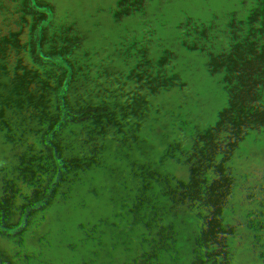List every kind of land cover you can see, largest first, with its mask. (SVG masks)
<instances>
[{
	"label": "rangeland",
	"instance_id": "rangeland-1",
	"mask_svg": "<svg viewBox=\"0 0 264 264\" xmlns=\"http://www.w3.org/2000/svg\"><path fill=\"white\" fill-rule=\"evenodd\" d=\"M234 4L0 0V264H264V16Z\"/></svg>",
	"mask_w": 264,
	"mask_h": 264
},
{
	"label": "clouds",
	"instance_id": "clouds-1",
	"mask_svg": "<svg viewBox=\"0 0 264 264\" xmlns=\"http://www.w3.org/2000/svg\"><path fill=\"white\" fill-rule=\"evenodd\" d=\"M201 71H203V65L201 66ZM261 71H264V68H261ZM208 87L209 84L205 79H203L201 76L195 77L194 80L188 84V90L190 93L188 103L197 107L198 109L200 103L202 101H206L207 99L205 91L208 89ZM237 94L238 98L241 99L242 93L237 92ZM159 95V90L152 87L151 99L153 103L151 104L150 108L159 106L157 103ZM261 106H264V102L259 103L257 107ZM262 110H264V108H262ZM181 115V103L179 101L168 100L166 103V109L163 112L164 123L167 125H175Z\"/></svg>",
	"mask_w": 264,
	"mask_h": 264
},
{
	"label": "crops",
	"instance_id": "crops-1",
	"mask_svg": "<svg viewBox=\"0 0 264 264\" xmlns=\"http://www.w3.org/2000/svg\"><path fill=\"white\" fill-rule=\"evenodd\" d=\"M224 2L226 0H223ZM240 0H233L234 4V10L230 11V25L229 28L231 31H237V33H243L245 29H248L254 25L257 21L259 22L262 17L264 16V0H247V3L243 6H241L239 3ZM243 1V0H241ZM217 4L213 7H217ZM219 5V4H218ZM220 6H218L219 8ZM239 9V11H238ZM215 11V9H214ZM223 12V11H222ZM237 14V15H236ZM224 17L222 16V21L221 19L218 20L217 28L221 29L222 25L224 23ZM222 22V25L220 24ZM225 24V23H224ZM241 24L242 27L240 26ZM239 28H241L239 30ZM222 31V30H221ZM231 35V34H230ZM230 35L226 31H224V26H223V31H222V39L228 40L230 38ZM233 35V34H232ZM236 42V41H235ZM243 50V48H242ZM239 57V55H238ZM236 58L235 61L239 62L242 60L244 57L243 54H240L239 58ZM236 62L234 64V68H236Z\"/></svg>",
	"mask_w": 264,
	"mask_h": 264
},
{
	"label": "water",
	"instance_id": "water-1",
	"mask_svg": "<svg viewBox=\"0 0 264 264\" xmlns=\"http://www.w3.org/2000/svg\"><path fill=\"white\" fill-rule=\"evenodd\" d=\"M7 140L8 138H5V145H4V148H3V154L5 153V149H6V146H7ZM3 160H4V156L2 155L1 156V161H0V179H1V175H2V170H3Z\"/></svg>",
	"mask_w": 264,
	"mask_h": 264
}]
</instances>
